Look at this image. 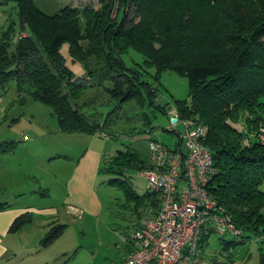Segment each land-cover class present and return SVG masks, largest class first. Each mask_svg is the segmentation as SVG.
I'll list each match as a JSON object with an SVG mask.
<instances>
[{
	"label": "trees",
	"instance_id": "16d2710c",
	"mask_svg": "<svg viewBox=\"0 0 264 264\" xmlns=\"http://www.w3.org/2000/svg\"><path fill=\"white\" fill-rule=\"evenodd\" d=\"M124 1L113 22L103 24L101 20L95 29L93 40L98 37L101 44L104 70L95 76L86 73L94 81L87 80L90 86H85L77 82L60 53L67 44L71 61L83 64L86 57L78 36L63 25L83 14L63 10L48 17L36 9L34 0H0V6L15 4L19 34L29 31L28 37H19L15 43L11 29L3 33L0 89L5 92L15 81L17 93L52 109L60 133L94 136L115 125L111 118L116 122L118 117L111 114H117L122 104L135 100L143 107L146 99L150 107L157 97V88L123 62L130 50L143 58L145 68L155 70L154 81L165 71L185 76L189 103H179L177 110L182 119L196 116L208 126L204 145L216 171L206 186L208 195L241 231L242 242L264 239V145L258 139L264 129V0H203L202 12L193 6V0H185L181 7L173 6L171 0H129L134 5L132 15ZM69 23L75 26L74 20ZM82 69L88 72L84 65ZM97 81L113 86L105 93L113 99L114 109L101 122L94 108L85 111L96 98L82 102L86 91L100 89ZM157 108L163 114L168 112L165 106ZM244 140L248 146L243 145ZM10 145L14 147L12 142L2 143L1 153H7ZM148 168L149 160L120 150L104 160L99 173L108 176L107 185L121 189L137 205L152 203L153 195L146 192L139 197L131 192L126 174ZM29 222L27 216H21L11 230ZM63 229L52 227L42 246L52 243Z\"/></svg>",
	"mask_w": 264,
	"mask_h": 264
},
{
	"label": "rangeland",
	"instance_id": "374dc122",
	"mask_svg": "<svg viewBox=\"0 0 264 264\" xmlns=\"http://www.w3.org/2000/svg\"><path fill=\"white\" fill-rule=\"evenodd\" d=\"M184 1L171 0L172 5L177 7H181ZM129 3L127 0L123 5L125 9H130L132 15L134 5ZM193 4L197 10L203 11L201 10L203 0H193ZM34 6L48 17L63 10L83 14L84 17L79 16L78 19L69 20V22L74 20L75 26L69 22L63 24L67 32L69 30V33L78 36L86 57L83 64L71 61L67 44L62 46L60 53L65 58L66 66L78 79L77 82L90 86L88 81L91 80L93 83L94 79L89 78L86 73L95 76L96 73L104 70L101 44L97 43L98 37L93 40L95 29L100 26L98 23L101 20V23L106 24L108 21L113 22L119 16L121 0H34ZM136 23H139V19ZM10 29L14 33L13 43L19 37H28V30L19 34L15 4L0 6V41L3 33ZM154 46L156 49L159 48L156 43ZM122 60L127 67L138 70L142 78L152 84L154 89L157 88V97L150 107L146 99L143 101V107L135 100L122 104L117 114L115 112L111 114L118 117L116 122L111 118L112 124L115 125L103 128L94 136L60 133L56 119L52 116V109L25 94L17 93L15 81L9 83L5 92L0 89V145L10 142L14 144V147L8 146L6 157H1L0 151V199L9 196L20 184L26 185L29 191H35L37 196L41 194L45 196L32 197L35 198L36 213L46 207L59 209L64 204L73 203L67 196L65 184L77 161L87 154L81 160L84 178L83 186L77 195L82 205L78 202L73 206L76 211L71 217L69 216V219L76 225L66 228L65 239H76L83 249L94 251L98 260L110 258L114 261L123 256L130 245L126 239L127 235L138 225V210L143 209L147 203L143 201L136 205L130 202L121 189L106 184L109 178L105 175L97 174L94 187L88 189L87 184H90L88 177L95 158L98 157L99 163L97 173L104 160L120 150H128L137 154L142 161L148 162L150 139L160 141L168 147H173L178 140L177 134L172 135L166 131L170 121L168 113L163 114L157 106H165L168 111L175 109L178 112L179 103H189V87L185 76L165 71L159 76L158 81H154L155 70L145 68L143 58L139 54L130 50ZM83 65L88 72H84ZM120 83L123 88L124 83ZM96 87H100L97 92L95 88L85 92L82 102L96 98V103L90 104L85 111L92 112L94 108L95 112L100 114L99 122H101L104 114L112 107L110 102L113 99L105 92L111 91L113 86L111 83L97 81ZM147 121L149 125H146ZM178 130L182 132L180 128ZM59 156L61 157L57 158L59 160L51 159ZM10 171H13L14 180L6 178L4 172L10 174ZM127 179L132 187L131 192L139 197L147 192L148 182L141 171H131L126 174ZM95 213L100 217L98 220L95 219ZM80 218L84 220V226L80 225ZM50 221L53 222V219ZM59 221L71 224L67 218ZM256 239H243L242 242L239 237L234 238L231 235L221 238L211 236L208 240L207 256L214 258L220 264H264V239L258 238V242ZM231 241H235L236 245L226 247V243Z\"/></svg>",
	"mask_w": 264,
	"mask_h": 264
},
{
	"label": "built area",
	"instance_id": "2783aa9c",
	"mask_svg": "<svg viewBox=\"0 0 264 264\" xmlns=\"http://www.w3.org/2000/svg\"><path fill=\"white\" fill-rule=\"evenodd\" d=\"M167 113L166 131L178 140L173 147L149 140V168L142 174L153 202L138 210V225L127 235L131 250L117 264H220L207 256L209 238L240 237L241 231L206 190L216 173L204 145L208 126L196 116L182 119L175 109ZM258 139L264 145V129Z\"/></svg>",
	"mask_w": 264,
	"mask_h": 264
},
{
	"label": "crops",
	"instance_id": "0c3cea01",
	"mask_svg": "<svg viewBox=\"0 0 264 264\" xmlns=\"http://www.w3.org/2000/svg\"><path fill=\"white\" fill-rule=\"evenodd\" d=\"M86 156H82L77 161L71 176L65 184L67 196L73 203L64 204L59 209L46 207L41 212L36 213L35 198H41L44 195L37 196L35 191H29L30 189L26 185L20 184L9 196L6 195L7 197L0 199V206H5L0 209V264H117L131 250L129 245L123 256L114 261L110 258L98 260L94 251L83 249L81 243H78L76 239H65L66 228L76 225L73 220L69 219L72 213L76 211L73 206L78 202L79 205H82V201L80 198L78 201L77 195L79 189L83 186L82 181L84 178L82 172L83 161L81 160ZM1 157H6V153H1ZM57 158L61 157L51 159ZM62 158L67 159L66 157ZM98 166V157H96L95 163L90 169L88 189L93 188L97 181V174H100L97 173ZM4 173L6 178L14 180L12 177L13 171H10V174ZM134 206L136 207V205ZM24 215L30 219V222L23 225L19 230L12 231L14 221ZM95 216L96 220L100 218L97 213H95ZM66 218L71 223L70 225L64 221L60 223L59 220ZM52 219L53 222L50 221ZM84 224V220L81 219L80 225L84 226ZM36 226L38 227L36 228ZM54 226H64L62 233L49 245L42 246V240Z\"/></svg>",
	"mask_w": 264,
	"mask_h": 264
}]
</instances>
